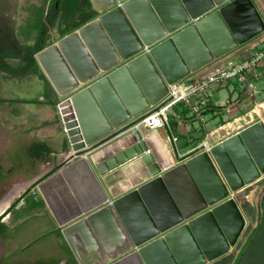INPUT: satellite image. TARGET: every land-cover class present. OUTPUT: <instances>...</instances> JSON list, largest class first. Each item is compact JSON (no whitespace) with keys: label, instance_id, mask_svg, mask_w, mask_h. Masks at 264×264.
Returning <instances> with one entry per match:
<instances>
[{"label":"water","instance_id":"water-1","mask_svg":"<svg viewBox=\"0 0 264 264\" xmlns=\"http://www.w3.org/2000/svg\"><path fill=\"white\" fill-rule=\"evenodd\" d=\"M91 0L98 18L35 55L71 150L36 189L77 264H213L247 218L230 196L264 178V122L179 156L157 130L94 165L88 155L131 130L167 85L264 33L253 0ZM140 159L161 175L110 199L97 176ZM178 164V165H175ZM231 264H238L261 221Z\"/></svg>","mask_w":264,"mask_h":264},{"label":"crops","instance_id":"crops-1","mask_svg":"<svg viewBox=\"0 0 264 264\" xmlns=\"http://www.w3.org/2000/svg\"><path fill=\"white\" fill-rule=\"evenodd\" d=\"M122 1L123 0L119 2ZM253 2L257 6L258 0H253ZM257 8L259 9L262 17H264V12H262L259 7ZM78 14L80 16L83 14L86 16V18L82 20H76V16L73 20H71V22H69L70 25H68L69 28L67 30L60 31L57 27H55L50 32L49 45H52L63 37L77 31L80 27L93 21L101 15L95 9V6L91 2V0H84V2L82 1V4L80 5V12ZM59 19L56 22L57 24L60 23ZM32 75L35 76L34 79L37 81V87L46 90L48 80L40 71L39 66L38 71L32 73ZM236 87V84L229 83L223 87L211 88L207 93L209 98L207 107L202 109L197 114L193 113L187 107H176L175 109H173V113L169 115L167 126L160 127L157 129V131L161 136H164L165 134L170 138H174L175 141L173 142L172 140H170V142H172V145L174 146L178 155L182 156L199 147L200 145H205L206 148H209L258 121L264 122V78H262V80L258 79L253 82L251 86L252 88L250 90L245 89L243 91L239 87V91L237 90L238 92H236ZM243 94H245V96H242ZM16 97L19 98V96ZM23 103L29 104L30 102L27 101ZM252 103L255 105V107L252 110L248 111V104ZM46 106H50V104H47ZM54 107L56 109V106ZM256 109H258L259 113H256ZM220 110H224L222 113L229 115L231 118L225 121L223 119H220L218 121L214 120V122H211V120H213V118L217 115V112ZM48 112L50 113V111ZM210 112H213L214 116H210ZM55 114H57L56 111ZM208 122L212 123V127L210 129H208ZM50 128L51 133L44 134V136L40 140L46 141L49 146L52 147L53 152L50 154L51 160L47 162V165L53 169L54 167L58 168V165L64 162L62 161V159L58 158L63 156L64 153H68L70 148L66 135L62 132V127L60 129L57 125H55L54 127L51 126L48 128H43L41 130H47ZM140 128L136 129L133 127L131 130L123 133L122 135L112 138L107 142L97 146L88 155L91 163L97 165L126 149L129 145L133 144V132L135 130H140ZM32 129L34 130L35 128ZM145 130L147 133L153 132L147 129ZM66 144L67 150H64V146ZM152 168L153 167L146 168L140 159H134L107 173L105 176L97 177L102 187L107 192L109 198L113 200L135 190L141 185H144L150 180L161 175L160 172H155L154 170H152ZM41 177L42 175L38 174L32 180L23 183V185H25L24 190H22L17 196L21 197V195L24 193H26V195L24 196V198L20 199V202L18 203L16 208L9 214L8 220L14 214L18 215L19 217H23L31 210L33 214L30 217L36 216L38 218L29 219L26 222L22 223L23 230L21 236L18 238V243H23V241L26 240V243H24V245L21 244L22 247H24L25 245L36 239H42L41 244H39V246L37 247V251H44L43 253H45V251L47 250L48 252H53V254L51 253V255L48 253L49 256H52L56 255L55 253L58 251V244H61L62 242L66 244V242L63 239L59 228H57L55 222L53 221L48 208L46 207L43 199L36 189V186L33 187L31 185ZM260 182H264V178H262L254 185L248 187H252L253 189L250 190L247 194H244V192L248 190V188H245L236 193L234 200L240 206L244 213L246 212L245 208L252 205L250 202L252 194L258 191L259 187L257 184H259ZM27 183H29L28 186L26 185ZM244 204L247 205L245 206ZM22 220H24V218H20L17 223L20 221L22 222ZM14 224H16V222L12 223L11 225ZM58 231L60 234H58ZM30 234L32 236L31 239H27V236ZM69 252L71 253L75 263L77 264L75 257L73 256L70 249ZM213 264L216 263L214 262Z\"/></svg>","mask_w":264,"mask_h":264},{"label":"rangeland","instance_id":"rangeland-1","mask_svg":"<svg viewBox=\"0 0 264 264\" xmlns=\"http://www.w3.org/2000/svg\"><path fill=\"white\" fill-rule=\"evenodd\" d=\"M80 2L81 0H62L61 13L59 19L60 23L58 24V26H56L60 31L67 30L69 28L68 26L70 25L68 23L69 16L75 12L77 7H80ZM14 3L17 6L16 13L13 10ZM50 3L51 0H11L10 10L5 14V16L9 18L12 23L15 24V28L18 32V35L22 39L23 36L21 34V31L22 32L23 31L30 32L32 30L34 31L38 25V20L40 18L39 15L46 12ZM257 7H259L261 11L264 12V0H258ZM78 13L76 14L77 16L76 20L77 19L82 20L86 18L85 15L82 14L80 16ZM34 78L35 76H33L32 74H29L23 78H18V79L9 78L5 75H0V98L9 101L8 103L0 104V145L1 144H4V146L8 145V142H10V138L12 139L16 137L17 138L25 137L26 139L27 133H25L24 131L28 129L32 130V128L35 129L33 130V132L31 131V133H29V136H33L35 138L41 139L44 136V134L51 133V128L47 130H41L43 128H46L43 127L45 123L56 121L57 122L56 125L61 129L60 118L58 114H55V111L57 113L55 107L51 105L46 106L47 104L46 105L41 104V102H44V100H46L47 98V91L37 87V81ZM262 78H264V76H262L260 80H262ZM233 84H236L237 86L236 92H238L239 85L237 83H233ZM16 96H19V98H17ZM242 96H245V94H243ZM19 99L27 100L30 103L25 104L23 102H16V103L11 102V101H17ZM47 107L49 108V110ZM254 107L255 105L253 103L248 104L247 110L248 111L252 110ZM48 111H50V113ZM223 111L222 110L218 111L217 115L213 118V120H211V122H214V120L218 121L220 119H223L225 121L231 118L229 115L222 113ZM209 115L214 116L213 112H210ZM211 124L212 123L208 122V129L212 127ZM70 153L71 150H69L68 153H64L63 156H61L58 159H62V161H65L70 157L71 155ZM49 169H51L50 166H43V167L40 166L38 168L39 171L38 174H41L42 176H46L48 174L47 171H50ZM261 183L262 182L257 184L259 188ZM37 184L35 181L31 185L34 187ZM26 185L28 186L29 183H27ZM252 189H253L252 187L248 188V190H246L244 194H247ZM256 194L257 191L254 194H252V198L250 201L252 205L246 207V212L244 214L245 217L247 218V226L238 245L232 248L231 252L228 253L226 256L215 262L216 264H231L240 245L243 243L248 233L254 227L255 219H256V202H257ZM261 210H262V219H264V197H262V201H261ZM31 237L32 236L30 234L27 236V239H31ZM25 241H23V243L21 242L18 243L17 246H19V244L24 245V243H26ZM11 249H14V246L10 247L8 250ZM43 252L44 251L40 253ZM0 253H1V249H0ZM45 253L47 254L49 253L50 255L51 253L53 254V252H48L47 250L45 251ZM22 256L25 257V259L27 260H32L33 258L37 257L35 253H30V254L25 253ZM238 264H264V220H262V224L259 229V232L255 235L251 243L248 245L247 249L243 253Z\"/></svg>","mask_w":264,"mask_h":264},{"label":"trees","instance_id":"trees-1","mask_svg":"<svg viewBox=\"0 0 264 264\" xmlns=\"http://www.w3.org/2000/svg\"><path fill=\"white\" fill-rule=\"evenodd\" d=\"M82 1L84 2V0H81V4ZM61 5L62 0H51V3L48 6L46 12L39 15L40 18L38 20L37 28L34 31H30L31 33L28 31H21V34L23 36V38L21 39L15 28V24L12 23L10 19L5 16V14L10 10L11 0H0V75H5L9 78L18 79L38 71V65L35 61V55L49 45L50 32L56 26H58L56 22L60 17ZM16 7L17 6L14 3L13 10L15 13ZM78 12H80V7H77L75 12L69 17L68 23L75 18ZM8 102L9 101L0 98V104ZM11 102L16 103L27 101L19 99L17 101ZM41 104H50L52 106H55L56 103L51 102L47 97L44 102H41ZM56 123V121L45 123L43 127H54ZM31 131H33V129H28L24 131L25 133H27L26 139L25 137L12 138V140H16L17 142L14 147L16 152L13 150L15 153L11 158H16L14 160L18 161L22 167H30L32 173H28L25 178L28 181L35 178L39 173L38 170L32 169L33 162L39 164L47 163L51 160L50 154L53 152L52 147H50L46 141H42L33 136H29V133H31ZM64 150H67V144L64 146ZM57 170L58 168L54 167L52 171L49 172L46 176H42L40 179H38L36 181V184L44 180L46 177L50 176L52 173H55ZM25 195L26 193L22 194L21 197H19L15 201L13 206H16V204L20 202V199L24 198ZM32 214L33 212H31V210L23 217H19L18 215L14 214L10 217L9 223L12 224L16 222L17 226L15 229H22V223L26 222L29 219L38 218L36 216L30 217ZM20 218H24V220H22V222L20 221L17 223ZM259 229L257 233L259 232ZM5 231L9 232V227L6 226V224L0 223V234ZM58 234H60L59 231ZM41 242L42 239H36L28 243L24 247L19 244V247L22 248L21 250H19V252L23 255L25 253H34L33 250H37V247L39 246V244H41ZM35 245L37 246L35 247V249H33ZM57 250V254L55 253L56 255H52L50 256V258H48L47 253L40 252L39 254L35 252L37 257L33 258V260H27L25 259V257H22L24 261L21 264H61V262L63 261L64 264H76L71 253L69 252L67 245L64 242L58 244Z\"/></svg>","mask_w":264,"mask_h":264},{"label":"built area","instance_id":"built-area-1","mask_svg":"<svg viewBox=\"0 0 264 264\" xmlns=\"http://www.w3.org/2000/svg\"><path fill=\"white\" fill-rule=\"evenodd\" d=\"M262 76H264V33L187 78L167 85L166 96L158 105L140 116L134 128L142 127L155 131L167 126L169 115L176 107H187L197 114L207 107L209 103L207 93L211 88L237 83L243 91L250 90L253 82ZM62 132L66 135L63 127ZM171 140L175 141L172 137ZM235 195L236 193L230 197L235 199Z\"/></svg>","mask_w":264,"mask_h":264},{"label":"flooded vegetation","instance_id":"flooded-vegetation-1","mask_svg":"<svg viewBox=\"0 0 264 264\" xmlns=\"http://www.w3.org/2000/svg\"><path fill=\"white\" fill-rule=\"evenodd\" d=\"M16 142V140L14 141L10 138V142H8V145H0V203L9 195V193L15 186L27 182L28 180L25 179L27 174L32 173L30 167H22L18 161L14 160L16 158H11L16 152L14 149ZM40 166L43 167L48 165L47 163L39 164L33 162L32 169L38 170ZM49 170L50 171H47V173L51 172L52 168ZM18 197L19 196L14 197L8 204V206L4 210H2V212L0 213V223L6 224V221L9 218V214L18 205L16 204V206H13ZM6 226L9 227L10 231H5L0 234V264H21L24 260L22 258L23 254H21L19 250H21L22 248L17 245L18 238L21 236L23 229H15L17 225H11L9 223V220L7 221ZM12 246H14V249L8 250ZM36 246L37 245H35L33 249H35ZM33 251L34 253L37 252V254H39L37 250ZM48 258H50V256H48ZM61 264H64V261Z\"/></svg>","mask_w":264,"mask_h":264},{"label":"bare ground","instance_id":"bare-ground-1","mask_svg":"<svg viewBox=\"0 0 264 264\" xmlns=\"http://www.w3.org/2000/svg\"><path fill=\"white\" fill-rule=\"evenodd\" d=\"M256 113H259L258 109H256ZM25 185H17L13 188V190L9 193V195L0 203V213L4 210L11 200L16 197L23 189Z\"/></svg>","mask_w":264,"mask_h":264}]
</instances>
